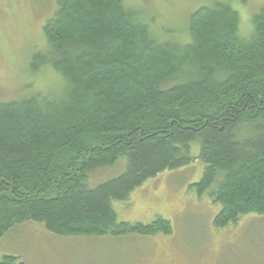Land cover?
Returning a JSON list of instances; mask_svg holds the SVG:
<instances>
[{
  "label": "trees",
  "instance_id": "16d2710c",
  "mask_svg": "<svg viewBox=\"0 0 264 264\" xmlns=\"http://www.w3.org/2000/svg\"><path fill=\"white\" fill-rule=\"evenodd\" d=\"M151 17L126 0H58L34 63L65 80L62 97L0 102V238L27 222L65 237L170 235L162 217L118 223L113 202L192 164L194 142L206 167L191 189L222 207L214 227L264 216V6L247 37L230 0L191 12L189 41H161ZM121 158L120 176L91 186Z\"/></svg>",
  "mask_w": 264,
  "mask_h": 264
},
{
  "label": "rangeland",
  "instance_id": "374dc122",
  "mask_svg": "<svg viewBox=\"0 0 264 264\" xmlns=\"http://www.w3.org/2000/svg\"><path fill=\"white\" fill-rule=\"evenodd\" d=\"M214 1L126 0L154 18L150 26L161 41H189L191 12ZM230 1L237 8L241 34L250 36L252 18L264 0ZM57 2L0 0V102L33 94L57 101L62 97L65 80L47 65L36 70L34 63L47 48L43 29ZM191 148L192 164L162 172L136 188L128 201L113 202L118 223L148 225L162 217L170 221L172 234L65 237L27 222L0 238V261L15 256L24 264H264V216L248 214L239 224L215 228L222 207L208 193L199 196L191 189L206 167L200 144ZM125 167L121 158L115 166L92 173L91 186L117 178Z\"/></svg>",
  "mask_w": 264,
  "mask_h": 264
}]
</instances>
